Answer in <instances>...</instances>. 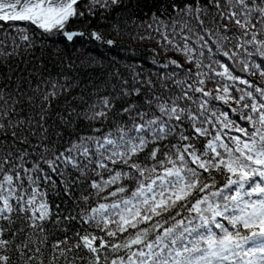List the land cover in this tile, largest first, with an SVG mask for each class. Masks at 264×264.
Listing matches in <instances>:
<instances>
[{"label": "snow or ice", "instance_id": "obj_1", "mask_svg": "<svg viewBox=\"0 0 264 264\" xmlns=\"http://www.w3.org/2000/svg\"><path fill=\"white\" fill-rule=\"evenodd\" d=\"M0 264H264V0H0Z\"/></svg>", "mask_w": 264, "mask_h": 264}]
</instances>
